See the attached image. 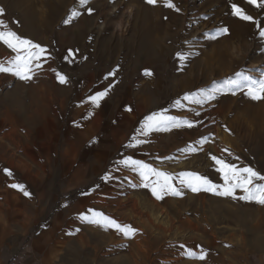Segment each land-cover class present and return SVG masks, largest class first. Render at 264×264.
Masks as SVG:
<instances>
[{
	"label": "rangeland",
	"instance_id": "obj_1",
	"mask_svg": "<svg viewBox=\"0 0 264 264\" xmlns=\"http://www.w3.org/2000/svg\"><path fill=\"white\" fill-rule=\"evenodd\" d=\"M233 3L264 28V7L247 0H174L179 11L163 0H89L83 8L78 0H0V19L51 54L30 81L0 73V172H11L0 180V264H264V205L188 188L157 199L118 163L132 156L217 184L212 156L264 173V100L243 90L203 104L183 99L242 80L237 72L264 76V37L232 14ZM74 8L81 14L64 23ZM12 55L0 42V60ZM110 85L98 107L87 101ZM162 109L194 126L141 134L143 143L127 147L144 117ZM189 145L196 151H180ZM88 209L138 231L127 238L79 219ZM186 249H204L205 259Z\"/></svg>",
	"mask_w": 264,
	"mask_h": 264
},
{
	"label": "snow or ice",
	"instance_id": "obj_2",
	"mask_svg": "<svg viewBox=\"0 0 264 264\" xmlns=\"http://www.w3.org/2000/svg\"><path fill=\"white\" fill-rule=\"evenodd\" d=\"M89 0H78V4L81 8L88 4ZM158 0H147V3L155 5ZM164 6L168 8H176L174 0H163ZM251 5L257 7H264V0H247ZM232 14L239 17L241 20L254 22L256 27L260 29V36L264 37V28L261 27V22L255 20L250 14H247L245 10L233 3L231 5ZM87 11L91 13L93 9L88 8ZM4 13V9L0 8V15ZM81 13L75 8L71 10L68 18L64 20V23H70L71 20ZM227 28H221L217 30L218 34L227 33ZM215 38V37H213ZM0 42H2L8 49L14 53V55L7 58L6 61L0 60V73H10L22 81H30L35 75L38 74L42 68L41 57L47 54L50 58L51 54L48 53L47 47L42 46L33 40L19 35L16 31L12 30L4 20L0 19ZM70 54L71 53L70 50ZM177 57L181 60L187 59L191 53L177 52ZM46 62V61H45ZM116 69L108 73V76H114ZM145 75H151L150 70H144ZM57 79L60 83H66L67 77L61 73H57ZM237 78L233 79L229 77L226 81L224 88L212 89H198L195 93H186L183 97L184 100L191 101L195 104H203L205 102L216 99L217 95L221 92H230L235 95L239 91H244L245 95L252 100H264V76L259 79H253L250 75H246L244 72L235 73ZM107 79V76L105 77ZM109 88L103 91H96L94 94L87 97V101L91 102L94 107H98L100 102L108 95ZM175 107H185L180 100L175 101ZM127 110H131L128 108ZM167 109H162L159 112H153L150 115L144 117L141 122L140 128L136 130L127 147H135L136 144L143 143L138 138L139 135H147L152 131L157 130H169L171 128H179L187 126L193 127V122L186 119H182L177 116L167 115ZM92 113H89V116ZM206 139V138H202ZM180 151H196L191 145L186 149ZM225 149V152H228ZM229 155L231 153L229 152ZM211 159L215 161L217 165V171L220 173L222 183L217 184L213 182L207 175H202L198 172L184 171L175 175L172 173L164 172L154 168L152 165L145 163L143 160H136L132 156H125L118 163L122 164L126 168H131L133 172L139 174L141 184L145 188H150L153 196L157 199H163L165 196L174 195L182 196L183 189L188 188L193 192L206 191L211 192L221 197H231L232 199H239L246 202H256L260 205H264V173L256 170L255 168L245 165L238 166L235 163H230L225 159L212 156ZM237 159H239L237 157ZM11 175V172L7 169L4 170ZM107 178V177H106ZM178 179L179 186L174 182ZM13 188H17L24 193L25 196H29L30 193L26 191L23 184H12ZM241 193L237 195V192ZM79 219L82 221L92 223L104 228H115L124 237L130 238L136 234L138 229L133 228L128 224H121L114 218L104 214L101 211L95 209H88L87 212L80 213ZM79 231V229H76ZM183 247V246H181ZM186 254L191 258L205 259L206 251L201 249L199 253L194 252L192 249H186Z\"/></svg>",
	"mask_w": 264,
	"mask_h": 264
},
{
	"label": "crops",
	"instance_id": "obj_3",
	"mask_svg": "<svg viewBox=\"0 0 264 264\" xmlns=\"http://www.w3.org/2000/svg\"><path fill=\"white\" fill-rule=\"evenodd\" d=\"M118 121H120L121 123H125V122H127V121H129V119H128V117H124L123 118V116H121L119 113H118ZM119 133V132H118ZM118 133H116V135H117V137H118ZM117 137H115V140H117ZM82 165H85V164H80L79 166H82ZM6 175H8V173H2V172H0V180H2V179H5V180H7V177L8 176H6ZM82 198H84L85 196L83 195V196H81ZM34 246H35V249H38V245H37V243L35 242V244H34ZM32 263V262H31ZM30 263V264H31Z\"/></svg>",
	"mask_w": 264,
	"mask_h": 264
},
{
	"label": "bare ground",
	"instance_id": "obj_4",
	"mask_svg": "<svg viewBox=\"0 0 264 264\" xmlns=\"http://www.w3.org/2000/svg\"><path fill=\"white\" fill-rule=\"evenodd\" d=\"M117 137V136H116ZM244 237V236H243Z\"/></svg>",
	"mask_w": 264,
	"mask_h": 264
}]
</instances>
